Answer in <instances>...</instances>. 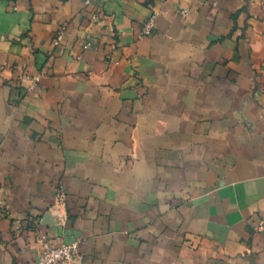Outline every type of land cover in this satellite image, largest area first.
Returning a JSON list of instances; mask_svg holds the SVG:
<instances>
[{"label": "crops", "instance_id": "1", "mask_svg": "<svg viewBox=\"0 0 264 264\" xmlns=\"http://www.w3.org/2000/svg\"><path fill=\"white\" fill-rule=\"evenodd\" d=\"M41 235L264 264V0H0V264Z\"/></svg>", "mask_w": 264, "mask_h": 264}, {"label": "built area", "instance_id": "2", "mask_svg": "<svg viewBox=\"0 0 264 264\" xmlns=\"http://www.w3.org/2000/svg\"><path fill=\"white\" fill-rule=\"evenodd\" d=\"M89 0H85L88 3ZM155 28V23L152 18H149L143 24L141 35L151 34ZM64 32V26L60 27L56 34V41L61 38ZM91 45L90 42L86 43V47ZM20 75L19 78H22ZM32 84L29 89H32L37 82L38 76L31 78ZM78 256L77 242H60L59 244H52L47 235H41V248L37 255L35 264H75Z\"/></svg>", "mask_w": 264, "mask_h": 264}]
</instances>
